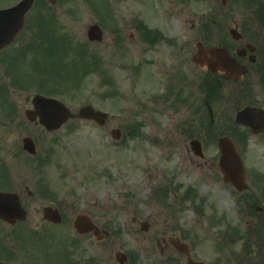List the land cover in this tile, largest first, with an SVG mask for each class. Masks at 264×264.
Here are the masks:
<instances>
[{
	"label": "rangeland",
	"instance_id": "1",
	"mask_svg": "<svg viewBox=\"0 0 264 264\" xmlns=\"http://www.w3.org/2000/svg\"><path fill=\"white\" fill-rule=\"evenodd\" d=\"M7 1L0 0V3ZM127 8L129 4L122 0H59V6L52 10L61 17L60 27L65 30L53 28L52 36L71 37L72 40L65 47H57L55 43V50L47 53L46 58L32 53L29 55L27 52L20 59L18 50L21 47L36 44V40L41 49L39 53H44L43 49L49 44L41 26L38 24L35 27L31 23L8 51L14 56L17 54V59L19 58L16 78L18 76L24 85L19 83L18 78L12 85L11 95L17 108L15 119L8 120L9 103H4L3 107L0 105V161L10 163L7 166L12 176L13 190L20 193L29 212L27 222L20 226L22 230L29 226L27 229H34L36 235L42 234L45 230L42 226L45 224H40L42 226L38 229L34 225L42 218L41 209L48 205L60 208L70 219L79 213H88L97 224H103L105 220L110 223L111 219L115 226L127 224L125 215L131 213V210H139L147 216L145 219L153 224L156 221L157 227L167 226L173 220L165 217L162 213L164 208L153 194V190L167 180L168 175L164 177L168 173L166 166L181 167L179 171H173V176L179 177L183 186L191 184L201 188L206 172L196 168L191 162L198 161L189 150L191 139L197 138L203 143L205 159L209 161L218 156L216 140L227 133V126L233 125L227 117L222 121L221 114L214 115L215 119L211 121L210 116L201 109L198 113L195 111L194 107L199 106V88H196L194 75L193 88L188 90L190 108L184 105L183 95L179 100L175 98L178 107H174V110L166 107L155 115L153 112H142L140 90L148 87L152 78L148 72L143 76L138 60L147 57L160 60L166 70L169 66L163 61L167 58L166 53L156 51L142 55L141 47L135 41L130 42L127 51H122L120 37H123H115V29L124 34L123 25L129 15ZM106 11L113 12L115 16L111 17ZM149 13H153V10L146 7V14ZM92 23L100 24L104 30V39L100 43H91L87 39V29ZM32 26L35 27L34 30ZM71 48L75 49V52L71 51L72 54L63 51ZM78 49L86 54L79 61L75 60L78 58ZM95 59L105 73L104 77L84 75L88 68L98 69ZM155 67L158 65L153 62L145 70ZM102 78L107 82L104 87L99 83ZM3 81V76H0V83ZM36 81L40 86L46 87L42 89L44 93H48L50 89L70 88L71 92L65 98V103L75 112L87 104L108 112L110 119L107 126L100 128L91 121L75 120L58 132L48 133L41 126L30 123L24 117V111L31 108L32 96L40 93ZM152 88L156 89V85ZM222 95L224 102H228L226 107H229V115L233 104ZM182 105L184 106L179 110ZM130 125H142L144 136L134 141L127 138V126ZM113 129L123 132L122 139L117 141L112 138ZM25 136L32 137L36 142L37 156L42 165L24 152L22 139ZM55 139L58 142L54 145V153L50 161L44 163L49 153L46 147H52L48 141ZM151 166H157V172L161 176L151 177ZM128 194H131L129 205ZM176 202L179 208L181 203L172 201V209ZM191 209H186L183 217H179V220H184L181 224L186 225L189 218L198 219ZM149 214L153 217H149ZM119 235L120 242L133 243L127 233ZM63 237L69 238L66 230Z\"/></svg>",
	"mask_w": 264,
	"mask_h": 264
},
{
	"label": "flooded vegetation",
	"instance_id": "2",
	"mask_svg": "<svg viewBox=\"0 0 264 264\" xmlns=\"http://www.w3.org/2000/svg\"><path fill=\"white\" fill-rule=\"evenodd\" d=\"M124 2L129 4V15L124 22L123 43L137 40L142 55L156 51L167 54L163 61L168 70L160 60L144 57L141 61L143 70L153 62L158 65L153 71H144L143 76L148 72L156 89L148 93L142 90L143 104L148 99L157 114L156 109L162 111L175 99L166 101L167 88L185 95L193 88L194 75L202 89L203 110L214 114L212 98L216 115L230 118L229 107L220 99L224 94L237 116L232 137L243 161L244 176L240 173L235 183L226 180L219 160H192L206 172L198 193L201 209H191L201 219L189 218L191 222L181 224L184 220L179 217H183L185 204L192 203L195 190L186 189L180 195L175 187L172 201H181L179 208L176 202L174 209L172 204L162 212L172 218L169 225L157 227L156 221L153 224L140 211L125 215L128 223L123 231L133 243L120 242L112 227L104 224L99 225L98 233L75 232L73 245L67 250L62 245L65 226L42 217L39 221L45 226L36 224L35 228L45 230L34 236L47 241L41 248L33 243V237L29 240L27 233L33 231H23L21 224L13 226L0 219V264H189L190 259L199 264H264V113L254 112L264 111V0ZM146 7L157 8L163 21L146 14ZM199 51L204 54L198 59ZM9 62L2 57L0 69ZM9 75L13 77L12 71ZM211 89L214 97H210ZM1 168L0 162V191H15L12 176L3 178ZM196 221L202 222L200 231Z\"/></svg>",
	"mask_w": 264,
	"mask_h": 264
},
{
	"label": "water",
	"instance_id": "3",
	"mask_svg": "<svg viewBox=\"0 0 264 264\" xmlns=\"http://www.w3.org/2000/svg\"><path fill=\"white\" fill-rule=\"evenodd\" d=\"M21 9H26V5H23ZM18 11L19 10L0 11V49L12 41L22 26L21 23H11L13 17ZM89 37L91 40L101 39L100 29L97 26H92L89 29ZM33 103L36 110L28 111L27 114L29 118L33 120L36 116H39L41 123L49 130L60 128L61 125L70 118L102 119V117L104 118L105 116L104 114L97 113L91 106L82 108L78 114H72L70 110L59 101L39 95L33 99ZM24 142L25 148L35 154L36 149L33 141L26 138ZM220 146L222 148V166L227 172H229V177H234L237 175V164L240 163L235 146L232 141L227 138L220 141ZM0 217L10 222H14L16 219L25 218V212L22 210L19 199L16 195L0 193ZM80 224H83V229H89L87 228L88 226L85 221L82 223L80 222Z\"/></svg>",
	"mask_w": 264,
	"mask_h": 264
}]
</instances>
